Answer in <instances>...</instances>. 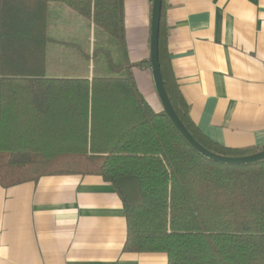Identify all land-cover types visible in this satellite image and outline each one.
<instances>
[{"label":"trees","instance_id":"16d2710c","mask_svg":"<svg viewBox=\"0 0 264 264\" xmlns=\"http://www.w3.org/2000/svg\"><path fill=\"white\" fill-rule=\"evenodd\" d=\"M53 2L123 41V0H0V185L97 176L121 200L124 252L163 253L167 264H264V159L226 164L203 156L163 110H152L130 74L46 77V7ZM164 16L163 0L159 71L184 128L218 156L263 151L216 144L192 123L170 67ZM98 51L112 73L125 69Z\"/></svg>","mask_w":264,"mask_h":264},{"label":"crops","instance_id":"0c3cea01","mask_svg":"<svg viewBox=\"0 0 264 264\" xmlns=\"http://www.w3.org/2000/svg\"><path fill=\"white\" fill-rule=\"evenodd\" d=\"M164 11L170 67L192 123L227 148L263 146L264 0H164ZM150 21L149 0H123L121 43L65 5L48 3L46 77L130 74L161 112L149 62ZM98 50L125 69L112 73ZM141 62L149 66L137 68ZM125 239L121 200L97 176L0 185V264H167L163 253L124 252Z\"/></svg>","mask_w":264,"mask_h":264},{"label":"water","instance_id":"95a60500","mask_svg":"<svg viewBox=\"0 0 264 264\" xmlns=\"http://www.w3.org/2000/svg\"><path fill=\"white\" fill-rule=\"evenodd\" d=\"M163 0H152L151 4V21H150V68L152 73V79L154 83L155 90L157 92L158 98L160 100L162 110L169 117L171 122L174 124L179 133L184 137V139L192 146L193 149L198 151L203 156L220 163L226 164H247L253 163L264 159V150L256 154L239 157V158H228L215 155L203 147H201L187 132L182 123L177 118L176 114L171 107V104L168 100L166 92L163 87L159 64H158V51H157V42H158V30H159V20Z\"/></svg>","mask_w":264,"mask_h":264},{"label":"rangeland","instance_id":"374dc122","mask_svg":"<svg viewBox=\"0 0 264 264\" xmlns=\"http://www.w3.org/2000/svg\"><path fill=\"white\" fill-rule=\"evenodd\" d=\"M117 76H118V75H117ZM112 77H115V76H112ZM157 98H158V95H157ZM158 100H159V98H158ZM159 102H160V100H159ZM61 162H64V159H61V160L57 161V163H61ZM28 172H29L28 170L25 171V173H28ZM38 172H39V171H38ZM29 175H35V171L32 170V172L29 173Z\"/></svg>","mask_w":264,"mask_h":264}]
</instances>
